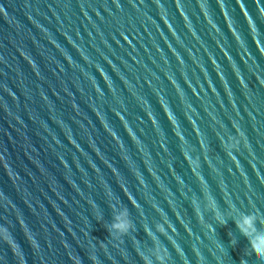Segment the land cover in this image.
<instances>
[{"label":"water","instance_id":"1","mask_svg":"<svg viewBox=\"0 0 264 264\" xmlns=\"http://www.w3.org/2000/svg\"><path fill=\"white\" fill-rule=\"evenodd\" d=\"M253 211L264 0H0V264H264Z\"/></svg>","mask_w":264,"mask_h":264},{"label":"clouds","instance_id":"2","mask_svg":"<svg viewBox=\"0 0 264 264\" xmlns=\"http://www.w3.org/2000/svg\"><path fill=\"white\" fill-rule=\"evenodd\" d=\"M121 214H123L124 219L127 221L128 228H127V230H126L125 232H123V233H119V235L126 234L127 232H129L130 229L133 228V224H132V222H131L130 219H129L128 209H127L126 207H122V208L117 209L115 215H121ZM251 215H256V217H257V219H258L260 216H264V212L257 213V212H255V211H253V212L247 214V216H251ZM218 218H220L219 215H218ZM220 219H221V223H223L222 218H220ZM242 219H243V217H242ZM241 222H242V221H241ZM238 226H239V224H238ZM110 230L114 232V230L112 229V227H110ZM260 231H264V230H260ZM245 235L251 237V244H250V247H251L252 249L256 250L257 252H260V253L264 254V249H262V248H260L259 246H257V244H256V242H255V235H254V233H253V232H247V231H246V232H245ZM242 264H246V262H242Z\"/></svg>","mask_w":264,"mask_h":264}]
</instances>
